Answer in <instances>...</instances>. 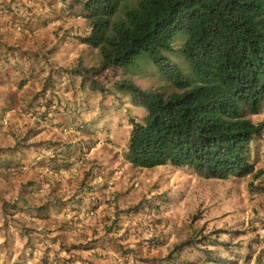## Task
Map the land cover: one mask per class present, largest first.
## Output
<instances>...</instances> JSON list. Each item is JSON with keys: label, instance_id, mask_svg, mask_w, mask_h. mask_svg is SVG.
Masks as SVG:
<instances>
[{"label": "rangeland", "instance_id": "obj_1", "mask_svg": "<svg viewBox=\"0 0 264 264\" xmlns=\"http://www.w3.org/2000/svg\"><path fill=\"white\" fill-rule=\"evenodd\" d=\"M75 20V28L63 22L62 30L73 50L64 48L55 73L20 97L28 109L21 106L22 115L34 118L28 131L41 122L46 138L25 136L21 148L30 145V153L0 146V249L15 262L81 260L92 248L90 264H264V102L249 116L262 123L249 147L257 176L203 178L187 167L132 166L124 159L129 119L139 121L144 111L116 85L170 86L143 58L95 71L99 54L76 49L87 26ZM178 46L174 40L166 55L186 71Z\"/></svg>", "mask_w": 264, "mask_h": 264}, {"label": "trees", "instance_id": "obj_2", "mask_svg": "<svg viewBox=\"0 0 264 264\" xmlns=\"http://www.w3.org/2000/svg\"><path fill=\"white\" fill-rule=\"evenodd\" d=\"M63 1L86 22L79 41L97 49L95 71L125 69L143 58L170 86L116 85L144 110L139 121L129 119L124 159L130 165L187 167L218 179L261 172L249 161V147L262 124L249 116L264 101V0ZM174 40L186 71L166 55Z\"/></svg>", "mask_w": 264, "mask_h": 264}, {"label": "crops", "instance_id": "obj_3", "mask_svg": "<svg viewBox=\"0 0 264 264\" xmlns=\"http://www.w3.org/2000/svg\"><path fill=\"white\" fill-rule=\"evenodd\" d=\"M64 3L63 0H0V146L10 147L15 152L31 151L30 146L28 149L13 148L15 138L22 136H26L28 140L31 136L38 139L46 138L41 122L38 129L28 131V123H31V119L34 121V118L22 115L20 107L23 101L20 97L23 98L22 93L28 91L32 85H35V88L40 87L44 77L55 73L61 66L59 54L64 48L70 46L73 50L75 42L70 41L69 37L64 38L62 34L63 22L75 28V23L77 24L75 18H79L80 15L76 7L66 9ZM87 29V27L84 29L86 31L83 35L87 33ZM70 31L73 32L71 29ZM76 49L85 57L89 56L90 50L94 51L92 47H85L80 42L76 44ZM94 53L96 54L94 60H97V53ZM22 107V112L28 110L27 105ZM45 123L46 121H43V124ZM39 152L46 151L39 149ZM0 153L3 155L6 151L2 149ZM3 238L0 236V239ZM85 250L88 252L81 260L66 257L61 259L62 262L57 260L49 262L46 258L39 262H25L27 259L24 257L22 262H15L9 251L4 252L0 249L1 255L11 257L10 262L0 259V264H90L89 261H92L93 257L91 253L94 251L92 248ZM82 260L88 262H79Z\"/></svg>", "mask_w": 264, "mask_h": 264}, {"label": "clouds", "instance_id": "obj_4", "mask_svg": "<svg viewBox=\"0 0 264 264\" xmlns=\"http://www.w3.org/2000/svg\"><path fill=\"white\" fill-rule=\"evenodd\" d=\"M80 42V41H79ZM97 50V49H96ZM98 52V51H97ZM264 102V101H263ZM262 108H263V106H262ZM143 110V109H142ZM144 111V110H143ZM253 115H255V114H253ZM251 116V115H250ZM250 118V117H249ZM253 121V120H252ZM260 123V122H259ZM262 124V123H261ZM259 136V135H258ZM253 140V139H252ZM252 163V162H251ZM253 164V163H252ZM253 168H254V164H253ZM256 170V169H255ZM258 170V169H257ZM259 171V170H258ZM260 172V171H259ZM261 173V172H260ZM251 174H254V173H251ZM248 175V174H247ZM245 176V175H244ZM216 179H218V178H216Z\"/></svg>", "mask_w": 264, "mask_h": 264}]
</instances>
